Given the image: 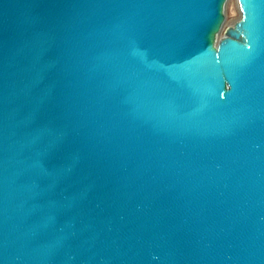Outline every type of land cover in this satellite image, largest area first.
<instances>
[{
  "label": "water",
  "instance_id": "obj_1",
  "mask_svg": "<svg viewBox=\"0 0 264 264\" xmlns=\"http://www.w3.org/2000/svg\"><path fill=\"white\" fill-rule=\"evenodd\" d=\"M224 2L0 0V264H264V0Z\"/></svg>",
  "mask_w": 264,
  "mask_h": 264
},
{
  "label": "rangeland",
  "instance_id": "obj_2",
  "mask_svg": "<svg viewBox=\"0 0 264 264\" xmlns=\"http://www.w3.org/2000/svg\"><path fill=\"white\" fill-rule=\"evenodd\" d=\"M223 7H224L223 8V15H224L223 20H224V24H226V22H229L234 17H236L238 13V9L236 7L235 0H225Z\"/></svg>",
  "mask_w": 264,
  "mask_h": 264
}]
</instances>
